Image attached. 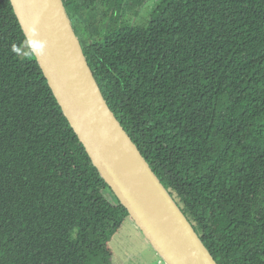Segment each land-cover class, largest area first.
Wrapping results in <instances>:
<instances>
[{"label":"trees","instance_id":"1","mask_svg":"<svg viewBox=\"0 0 264 264\" xmlns=\"http://www.w3.org/2000/svg\"><path fill=\"white\" fill-rule=\"evenodd\" d=\"M62 2L109 109L214 261L264 264V0H160L145 27L123 20L145 0ZM127 217L0 0V264H112Z\"/></svg>","mask_w":264,"mask_h":264},{"label":"water","instance_id":"2","mask_svg":"<svg viewBox=\"0 0 264 264\" xmlns=\"http://www.w3.org/2000/svg\"><path fill=\"white\" fill-rule=\"evenodd\" d=\"M92 165L165 264H217L109 109L62 0H9Z\"/></svg>","mask_w":264,"mask_h":264},{"label":"rangeland","instance_id":"3","mask_svg":"<svg viewBox=\"0 0 264 264\" xmlns=\"http://www.w3.org/2000/svg\"><path fill=\"white\" fill-rule=\"evenodd\" d=\"M159 3L160 0H145L137 17L126 13L123 20H130L135 26L145 27ZM109 248L112 252V264H165L130 217L123 221L114 234Z\"/></svg>","mask_w":264,"mask_h":264}]
</instances>
